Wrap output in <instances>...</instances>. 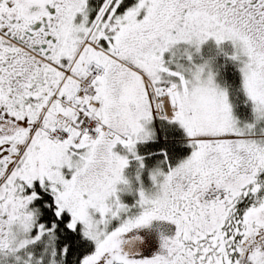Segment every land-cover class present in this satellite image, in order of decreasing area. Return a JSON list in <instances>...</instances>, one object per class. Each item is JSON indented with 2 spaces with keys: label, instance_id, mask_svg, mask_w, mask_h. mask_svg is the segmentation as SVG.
Instances as JSON below:
<instances>
[{
  "label": "snow or ice",
  "instance_id": "6c2138e0",
  "mask_svg": "<svg viewBox=\"0 0 264 264\" xmlns=\"http://www.w3.org/2000/svg\"><path fill=\"white\" fill-rule=\"evenodd\" d=\"M0 264H264V0H0Z\"/></svg>",
  "mask_w": 264,
  "mask_h": 264
}]
</instances>
